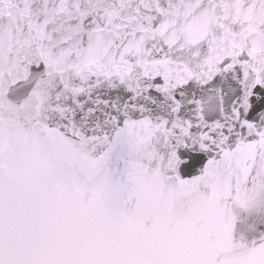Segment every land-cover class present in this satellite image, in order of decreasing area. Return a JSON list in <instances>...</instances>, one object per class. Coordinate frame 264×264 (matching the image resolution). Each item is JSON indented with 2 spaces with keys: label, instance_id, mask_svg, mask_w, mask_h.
<instances>
[{
  "label": "snow or ice",
  "instance_id": "obj_1",
  "mask_svg": "<svg viewBox=\"0 0 264 264\" xmlns=\"http://www.w3.org/2000/svg\"><path fill=\"white\" fill-rule=\"evenodd\" d=\"M0 264H264V0H0Z\"/></svg>",
  "mask_w": 264,
  "mask_h": 264
}]
</instances>
